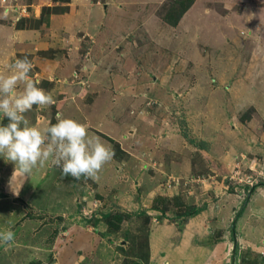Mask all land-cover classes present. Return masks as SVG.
Listing matches in <instances>:
<instances>
[{
  "label": "rangeland",
  "instance_id": "obj_1",
  "mask_svg": "<svg viewBox=\"0 0 264 264\" xmlns=\"http://www.w3.org/2000/svg\"><path fill=\"white\" fill-rule=\"evenodd\" d=\"M9 1L10 7L23 3L22 0L15 5H11L13 0H1V3L6 6ZM120 1L112 0L109 16H106L104 5L99 8L102 13L100 16L95 14V21L100 17L102 24L96 23V27L91 29L92 34L90 30L76 32L82 40L77 51L78 60L75 59L76 65L71 63V68L66 71L67 78L59 83L57 95L53 98L54 104L61 102V110L54 104L33 106L25 116L31 125L45 113L48 121L45 118L40 121L43 124L49 122L50 126L49 120L56 109L57 120L63 117L58 116L61 111L63 118L84 124L82 114H96L102 121L98 128L104 133L88 129V135L110 147L114 156L98 173L99 179L64 176L62 168L50 161L33 169L31 175L23 179L15 172L13 162L0 156V187L5 186L2 189L12 193L9 200L0 199L2 211L4 208L7 211L8 206L12 208L0 216V231L11 230L14 233L11 244L0 242V264H65L59 260L62 257L60 251L68 236L71 239L75 231L80 230L81 221L77 216L92 218L95 212L129 214L128 227L120 233L127 241L128 260L140 262L147 250L150 222L156 216L146 211L142 213V209L136 211L138 207L134 204L147 201V189L150 187H137V193L131 191L133 180L129 186L132 189L126 190L128 200L134 201L133 207L127 198L122 199L124 195H121L123 191L117 178L125 174L117 167L120 164L118 159H127L126 152L146 151L144 158L155 155L153 157L160 161L150 158L149 163L156 165V169H166L175 161L170 151L172 141L176 143L173 149L188 143L192 147L196 140L199 142L201 134L191 127L193 123L186 121L198 113L197 106L203 101L206 109L210 106L209 114L217 110L221 118L227 120V116L234 119L236 109V125L240 129L245 128L240 130L241 135L245 141L257 143L254 148L257 151L246 148L245 152H240V160H234L232 171L225 179L231 182L222 184L220 188L224 190L217 193L221 194L222 204L227 209L222 210L219 217L215 214L221 222L218 223V219L211 221L208 232L213 236L210 239L218 245L223 235H227L228 248L232 250L222 264H264V191L259 193L256 189L251 193L252 185L247 188L248 184L239 185L236 181L248 163L252 165L254 160L264 162V56L260 52L264 49V0H195L177 25L168 24L161 16L169 0H143L144 5L138 10L141 13L128 11V8L123 10ZM22 6L26 7L25 4ZM84 10L80 8V12ZM26 13L27 10H21L22 16ZM36 24L39 26L38 21L32 18L27 26ZM26 33L29 36L38 34L31 29ZM63 37L70 40L74 36L64 34ZM7 40L11 42L9 38L0 37L5 45ZM93 40L94 45L90 48ZM68 53L70 48H64L65 57ZM72 54L75 57L76 52ZM75 69L79 71L81 80L77 87ZM30 73L33 81L39 84L38 75ZM132 130L135 133L129 138ZM240 131L227 129L228 135L234 137ZM105 133L118 136L115 139L120 140V146L125 144L126 152L120 149L124 153L118 156L114 142L109 141V137H102ZM176 140H180L179 143ZM194 158H199L197 151ZM145 171L150 172L149 168ZM174 171L177 174L173 177L187 181V171L179 168ZM194 177H191V182ZM209 177L213 179L211 175ZM212 179L208 180L215 183ZM148 183L157 188L158 183ZM2 189L0 198L5 195ZM204 193L205 198L203 195L198 198L199 205H191L197 214L203 206L204 211L210 210L207 205L216 204L219 198L208 202V189ZM175 198L179 197L168 198L166 208L172 210L170 213L178 219L181 215L185 218L192 216V213L183 214L179 206L173 205ZM183 201L186 202V198ZM118 204L127 206L126 210H134L133 214L119 210ZM186 205L190 204L186 202ZM197 208H200L198 212ZM184 221L181 219L182 223L178 224L182 226ZM88 222L91 223L90 220ZM107 225L111 231L117 232L111 223L107 222ZM87 230L89 227L85 226L84 231ZM136 232L139 235L136 236ZM213 248L207 249L211 253ZM67 255L69 259L75 258V264H89L83 249L73 250ZM212 258L215 263L221 261L215 252ZM72 263L69 261L68 264ZM207 263L208 259L202 261V264Z\"/></svg>",
  "mask_w": 264,
  "mask_h": 264
},
{
  "label": "crops",
  "instance_id": "obj_2",
  "mask_svg": "<svg viewBox=\"0 0 264 264\" xmlns=\"http://www.w3.org/2000/svg\"><path fill=\"white\" fill-rule=\"evenodd\" d=\"M21 2H23L21 3L22 5H28V13L23 17V19H26L24 27H18V21H16V17L20 13V7H9L10 1L8 2V5L5 6L0 0V37L9 38L11 40V42L7 40L6 45L3 41H0V69H3L5 65L14 62L16 59H22L24 56H27L33 64L31 72L38 75V81L40 82L39 84L37 83V86L43 88L54 98L55 95H57L56 92L59 88V83H62L64 78H67L68 76L66 71L71 68L70 66H72V64L76 65L75 59L78 60L77 51L82 45V40L80 37H77L76 32L82 30H88L89 32L90 30L89 33H91V29L96 27V23L101 25L102 19L100 20L99 17V21H95V14L100 16L102 12L99 8L104 5L106 16H109L111 7L113 8L112 0H22ZM120 2H122L121 6H123V10L128 8V11L133 12H139L138 10L144 5L143 0H121ZM44 7H50L51 9L53 8V10L50 13L48 12L45 15H42ZM80 8H85L83 13L80 12ZM10 9L13 12H10ZM102 17L104 18V16ZM32 18H35L38 21V24L41 22L39 26L36 24L38 27L27 26L28 21L31 22ZM29 29L38 32V34L29 36L26 33ZM64 34H73L74 37H70V40H68L67 37H63ZM93 42L94 40L89 46L90 48L94 45ZM64 48H70V54L68 53L70 56H64ZM75 52V57H72L71 55H74L72 53ZM260 52L262 53L261 56H264L263 48ZM31 53L34 55H31ZM64 63H66V67H64ZM74 71L77 72L76 83L74 82L77 87L79 86L78 82L81 81L79 80L80 74L76 69ZM29 78L32 79L30 75ZM57 100H59V98ZM60 103L55 104V107L59 108V110L62 108V104ZM89 103H91V101ZM87 107L92 110L91 104H88ZM197 107L198 113L192 115L186 123H193L191 127L201 134V138H199V142L196 140L195 143H192L194 144L192 147H190L191 144L188 143L178 149H173L176 143L172 141V147L170 145L168 146H170V151L172 150V156L174 155L172 158L175 161H172V164L168 165L166 169L161 170V168H157V170L156 165L154 167V164L148 162L150 158H153L159 163L160 161L157 157H153L155 155H150L148 158H144V155H146L147 152H139L138 150H134V153L128 152V154L124 146L125 144L120 146V149L126 152L125 156H128L125 160L119 158L118 160L120 164L117 165L118 169L122 170L125 174L122 178H117L120 182V189L123 191L121 195H124L122 199L127 198L126 190L130 188V182L133 180H135V183L134 188H130V190L132 189L131 191L137 193V187H150V189H147L149 191L146 194V200L148 202L142 201L140 202L141 204H134L138 207L135 210L140 211V209H142V212L146 211L153 213L154 216H156L153 217L154 219L151 220L149 225L147 250L143 255V258L145 259L141 258L139 264H202V261H205L206 259H208L207 264H222L227 254H230V250H232V248H228V242L226 240L227 235L225 236L224 234L217 245L216 242L214 243L210 239L213 235H210L208 230H210L211 221H217L218 219L215 217V214L219 217L220 212L227 209V207L222 204L224 200L221 197V194L219 195L217 193L224 190V188H220L222 184H229L231 182L229 179H225L232 171L234 160H239L238 156L240 155V152H245L244 150H246V148H249L252 151H257L254 149L257 146V143L255 142L253 144V142L248 140L245 141V137L241 135L240 130H244L245 128L240 129L236 125V109L234 110V119L227 116V120L221 118L217 110L214 112L212 111L209 114L210 106L206 109L204 101L199 103ZM59 113L58 116L63 115L64 117V113L61 111ZM88 114H82V118L85 120L88 129L104 133L98 128L99 124H102V121H99L98 116L96 114ZM24 115L27 116V113ZM41 118H43V120L44 118H47L45 113L42 114V117L38 118L35 123L31 124V126H36L41 129L48 127L49 122L43 124V122L40 121L42 120ZM96 118L98 119L97 121H95ZM3 120L4 117L1 114V124ZM227 129L232 130L233 132L234 129H237L240 133L235 137L234 135L229 136ZM130 133L131 135L129 138L133 136L135 131L132 130ZM202 133L204 135L203 138ZM101 136L102 135H100V137ZM102 137L113 138L118 143L120 141L115 139V137L118 136L114 137L109 133H105ZM179 141L176 140L177 143H179ZM206 142H211L212 144L207 145ZM196 151L199 156L198 159L194 158ZM148 168L150 172L145 171ZM176 168L187 171V179L196 176L194 177V180L196 181L190 182L187 185H180L178 186V189H176L177 187H164L167 179L170 178L171 175L173 176L174 174H177L174 171ZM179 175L180 174H178V176ZM209 175H211L213 179L209 177ZM208 179H212L215 183ZM148 181L156 184L158 183L157 188H153L154 185L152 186ZM2 187L4 188L5 186ZM2 187H0V192ZM207 189L210 193L209 196L212 195L211 198L207 196L208 202L219 197L216 204H208L207 206H210V210H206V206V211H204L203 206L202 211L198 214H193L190 217L185 218L182 215L178 219L174 214H171L170 211H167L168 213L164 215L161 209H157L152 205L158 197L172 199L177 195V197L182 198V200L186 198V202L190 205L197 206L199 205V196L203 195L205 198L206 194L204 191H207ZM257 189L259 190V193L262 192V190L264 191V187H259ZM232 190L233 189H231V191ZM226 191L228 190L225 189V192ZM4 194L5 195H2L0 199L9 200L12 193L5 192ZM128 203L133 207L134 201L128 200ZM118 207L119 210L126 211V213L129 212L133 214L134 212V210H126L127 206L121 207L119 205ZM7 208L9 213L12 208L9 209V206ZM114 209L115 207L112 210ZM7 211H2V209H0V216L5 215ZM229 211H231V208H229ZM107 213L108 212H95L92 218L83 216V219L80 216H77L81 221L79 224L81 227L79 228V226H77L80 230L75 231L71 239L69 236V240L68 238L66 239L60 251L62 257L60 256L61 258L59 260L61 263L68 264L70 261L73 262L72 264H75V258L69 259L67 254L73 252V250L80 251L82 249L84 257L88 255L87 260H89V264L125 263V260L129 258V251H126L125 244L127 241H124L122 238L123 233H120V231L124 227H128L126 225L129 216L123 220L119 229H115L117 232H113L111 231V228L108 227L107 221L103 217ZM181 219L185 220L182 226L180 223L178 224V222H181ZM89 220L92 225L88 222ZM219 222L221 221L218 219V223ZM85 226H88L89 230L84 231ZM136 233V236L139 235L138 232ZM68 234H71L70 230ZM220 244L223 249L220 247ZM213 247H215V249ZM207 248H213L214 252L217 255H220L221 261L215 263L216 261L212 258L214 252L212 251L210 253ZM125 252H127V254H125ZM204 255H206V257H203ZM210 259H212L213 262H210ZM56 261L57 260H55V262Z\"/></svg>",
  "mask_w": 264,
  "mask_h": 264
},
{
  "label": "clouds",
  "instance_id": "obj_3",
  "mask_svg": "<svg viewBox=\"0 0 264 264\" xmlns=\"http://www.w3.org/2000/svg\"><path fill=\"white\" fill-rule=\"evenodd\" d=\"M32 68V61L24 56L0 69V114L8 121L0 124V156L13 162L15 172L23 179L49 161L61 167L64 176L99 179L98 173L112 159L114 152L98 138L90 137L86 124L71 118H58L54 125L41 129L31 126L25 118L24 114L33 106L46 107L55 103L50 93L29 78ZM248 165L241 167L244 171L240 176L257 174ZM187 180L189 184L191 179ZM258 180L264 181V177H258ZM195 181L192 178V182ZM13 239L11 230L0 231V242L11 244Z\"/></svg>",
  "mask_w": 264,
  "mask_h": 264
},
{
  "label": "trees",
  "instance_id": "obj_4",
  "mask_svg": "<svg viewBox=\"0 0 264 264\" xmlns=\"http://www.w3.org/2000/svg\"><path fill=\"white\" fill-rule=\"evenodd\" d=\"M194 1L195 0H169L168 3H166V9H165V11L163 10L164 12L161 13V16L163 17L164 21H166L168 24L177 25L179 23L181 17L188 11V9L191 7V5L194 3ZM52 10H53V8L51 9L50 7H44L42 15L43 14L45 15L48 12L50 13ZM10 12H13V11L10 9ZM23 17L24 16H22L20 19L16 20V21H18V27H24L25 26L26 19H23ZM54 106H55V104H54ZM56 110H55V113L52 114L53 117L50 118V126L54 125L55 123L58 122V120L56 118V114L58 112ZM6 122L8 123L7 119H4L2 124H6ZM109 140L114 142L116 154L118 156H120L121 153H123V152L120 151L119 143L116 142L113 138H110V137H109ZM261 179H263V178H261ZM263 185H264V181L263 180H259V182H257L256 184H254V186L251 187V193H253L254 190H256L258 187H263ZM247 188H248V186H247ZM167 201H168V198H166V197H158L156 199L155 203H154V207L157 208V209H161L163 214L166 215L168 213L167 211H171L170 209H167L168 207L166 208V205L168 206ZM174 202L175 203L173 205L179 206V209L181 210V212L184 211L183 214H188V213H192V215L193 214H197L196 210L192 211L193 206L186 205V202L183 201L182 198H175ZM0 205H2L1 202H0ZM199 210H200V208H197V212ZM4 211H5V208H4ZM128 216H129L128 214L125 215V214H122V213H116V214H114V213H109L108 214L107 213V214L104 215V219L108 223H111V226H113L115 229H118V228L121 227V224H122L123 220L126 217H128ZM148 231H149V228H148ZM147 238H146V243H147ZM128 259L129 258H127L125 260L124 264H139L138 261L130 262Z\"/></svg>",
  "mask_w": 264,
  "mask_h": 264
},
{
  "label": "built area",
  "instance_id": "obj_5",
  "mask_svg": "<svg viewBox=\"0 0 264 264\" xmlns=\"http://www.w3.org/2000/svg\"><path fill=\"white\" fill-rule=\"evenodd\" d=\"M18 1L19 0H13V3L11 5L18 4ZM18 5L22 6V4H18ZM18 5L17 6L15 5V7H20L21 9H20V13L16 17V20H18V19H20L22 17V14H21V10L22 9H23V11L28 9V5H25L26 7L22 6L23 8L21 6H18ZM9 7H10V5H9ZM257 166H258V168H257ZM250 168L253 169V170L255 169L254 171L257 174L255 175L254 173H248V174H244L243 176H240V174H239V180H237L238 182H243V183H248V184L254 185L258 181V177H261V176L264 177V162L261 163V162H258L257 160H254V164H252L250 166ZM231 178L234 179V175H231ZM187 183H188V180L184 182V184H187ZM182 184H183L182 183V179H179L177 177L171 176L166 181L164 187L173 188L175 186L182 185Z\"/></svg>",
  "mask_w": 264,
  "mask_h": 264
},
{
  "label": "water",
  "instance_id": "obj_6",
  "mask_svg": "<svg viewBox=\"0 0 264 264\" xmlns=\"http://www.w3.org/2000/svg\"><path fill=\"white\" fill-rule=\"evenodd\" d=\"M235 245H236V241H235ZM235 245H234V252H233V258H235Z\"/></svg>",
  "mask_w": 264,
  "mask_h": 264
}]
</instances>
